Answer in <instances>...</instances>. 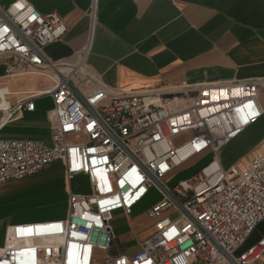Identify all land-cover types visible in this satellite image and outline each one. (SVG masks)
<instances>
[{
	"label": "built area",
	"instance_id": "1",
	"mask_svg": "<svg viewBox=\"0 0 264 264\" xmlns=\"http://www.w3.org/2000/svg\"><path fill=\"white\" fill-rule=\"evenodd\" d=\"M67 33L56 14L43 16L26 0H0L5 76L51 82L32 94L1 85L0 131L33 112L36 99L53 103L49 144L0 140V184L61 161L67 182L84 175L90 186L88 193H69L65 219L10 227L0 264H264V238L243 250L264 222V138L244 169L225 167L221 156L262 117L264 82L172 94L113 91L92 81L84 64L46 56L45 48ZM196 158L199 170L177 180ZM151 190L160 196L147 212L153 233L134 255H110L113 215L132 214Z\"/></svg>",
	"mask_w": 264,
	"mask_h": 264
},
{
	"label": "crops",
	"instance_id": "2",
	"mask_svg": "<svg viewBox=\"0 0 264 264\" xmlns=\"http://www.w3.org/2000/svg\"><path fill=\"white\" fill-rule=\"evenodd\" d=\"M26 1L43 16L58 15L68 27L62 41L45 48L46 56L71 66L84 64L85 74L110 90H158L172 94L206 85L264 82V0ZM14 80L5 76V60L0 59V86H7L12 93L32 94L51 86L47 79L46 86L32 85L27 91H17L11 87ZM18 98L13 96L10 101L15 103ZM259 102L262 117L241 136L252 132L257 140H249L257 144L264 138V87ZM52 108L51 98L36 99L35 110L4 127L0 140H35L49 144ZM55 163L59 169H55V174L48 172ZM55 163L34 176L0 184V252L6 246L10 227L65 219L69 193L90 192L86 176L77 177L84 186L79 189L77 185L76 190L65 179L63 162ZM56 181L64 186L60 190L66 197L58 204L65 208L59 215H48L46 206L54 208L57 201L49 200V192L54 191L47 188L55 186ZM155 203L139 204L130 215L122 211L113 215L116 239L110 255L132 256L151 236L153 221L147 212ZM262 238L264 222L243 250Z\"/></svg>",
	"mask_w": 264,
	"mask_h": 264
},
{
	"label": "rangeland",
	"instance_id": "3",
	"mask_svg": "<svg viewBox=\"0 0 264 264\" xmlns=\"http://www.w3.org/2000/svg\"><path fill=\"white\" fill-rule=\"evenodd\" d=\"M48 83L49 81L41 76H30L29 78L15 79L12 82L11 87L12 89L17 90V91H27V89L32 85L46 86L48 85ZM190 134H185L184 137ZM249 138H254L255 140H257V136H255V134H252V132H248L246 136H243L231 142L230 144L226 145L221 150V156H222L225 167H229L232 164H235L239 166V168L244 169L247 166L248 162L252 159V157L256 153H258V151H260L259 150L261 148L260 144L253 143L252 142L253 139L249 140ZM69 141L75 142V140H73L72 138L69 139ZM199 161H200L199 158H196V159L191 160L186 165H184L183 168L176 173L177 180L188 178L192 176L194 173H196L200 168V165H198ZM57 164L55 163L54 165H52L51 170H47V171L53 172V174H55L54 172L57 171L55 169L57 168L59 169V166ZM54 184L55 186H49L47 189L49 191H50V188L53 189L54 192L52 194L51 192H49V200H51L52 198H55V200L57 201L56 203L57 205L54 208L53 207L51 208L49 205L46 206V209H48L46 213L48 215H59L64 212V208H65V205L59 206L58 204V202L62 203V201L60 200L62 197H66V195L62 192V190H60L64 186L58 181H56ZM77 185L80 187L79 189H82L84 186L82 181L76 178L72 182V188L77 190L76 188ZM65 187L67 190L66 185ZM69 187L70 186L68 185V189ZM52 195L53 197H51ZM159 199H160L159 194L155 190H151L149 195L141 202V204L144 206L149 205V204L151 205L153 202H157ZM49 220H58V219H48L45 221H49Z\"/></svg>",
	"mask_w": 264,
	"mask_h": 264
},
{
	"label": "bare ground",
	"instance_id": "4",
	"mask_svg": "<svg viewBox=\"0 0 264 264\" xmlns=\"http://www.w3.org/2000/svg\"><path fill=\"white\" fill-rule=\"evenodd\" d=\"M11 91V90H10ZM12 92V91H11Z\"/></svg>",
	"mask_w": 264,
	"mask_h": 264
}]
</instances>
